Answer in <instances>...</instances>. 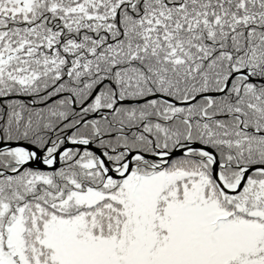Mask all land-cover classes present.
<instances>
[{
  "label": "snow or ice",
  "instance_id": "6c2138e0",
  "mask_svg": "<svg viewBox=\"0 0 264 264\" xmlns=\"http://www.w3.org/2000/svg\"><path fill=\"white\" fill-rule=\"evenodd\" d=\"M0 264H264V0H0Z\"/></svg>",
  "mask_w": 264,
  "mask_h": 264
}]
</instances>
